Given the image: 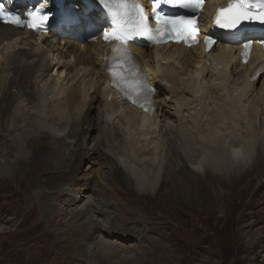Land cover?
Wrapping results in <instances>:
<instances>
[{
    "label": "bare ground",
    "instance_id": "6f19581e",
    "mask_svg": "<svg viewBox=\"0 0 264 264\" xmlns=\"http://www.w3.org/2000/svg\"><path fill=\"white\" fill-rule=\"evenodd\" d=\"M103 52L100 43L83 45L71 43L67 38L41 40L0 25V158L3 160L0 176L8 177L20 170L31 152L49 166V154L57 153V163L62 162V166L41 173L42 182L47 189H55L71 176L70 189L85 182L79 186L80 191L76 190L78 197L59 192V198L73 207L78 200L89 201L84 205L82 200L81 205L86 208L76 210V217L90 216L82 223L83 229L89 230V221L96 212L103 214L94 208L102 192L99 190L98 196L92 189L104 190L101 181L108 188H115L126 179L132 183L130 194L134 190L139 194L154 193L160 185L163 166L170 162L168 149L173 153L172 161L185 162L187 168L184 172L171 171L173 185H180V177L188 173L192 175L190 178H198L207 172L206 182H195L189 192L191 197L196 195L199 199L214 196L210 187L215 184L218 187L221 178L224 184L235 179L242 182L245 179L241 175L236 178V174L243 171L244 176H249V171L255 169L253 155L264 156V77H252L256 69L252 61L246 66L232 65L234 53L226 46H220L207 57L195 49L174 48L160 55L154 50L139 51L140 65L153 88L154 102L152 113L143 114L140 108L122 102L112 91L106 67L101 64ZM210 58L213 66L205 64ZM52 69L56 76L50 75ZM94 109L98 116L96 125L90 117ZM88 128L96 129L97 146L87 153L82 145L87 141ZM168 132L171 140L165 139L170 135ZM45 134L47 138L43 141ZM60 141L65 143L59 144ZM67 143L74 145L75 157L62 153L61 147ZM142 146L150 148L142 150ZM143 154L148 157L142 158ZM106 162L108 172L114 176L110 183L105 181V172L97 167ZM82 164L88 166L86 175L93 172L89 180L78 177ZM94 167L95 171H90ZM259 172L260 169L256 176ZM180 189L184 194L185 188ZM106 205L108 210L115 211V207ZM114 225L112 222L110 232L118 231ZM92 230L93 236L100 233L97 225H92ZM123 233L143 235L138 226ZM95 244L96 253L104 254L108 250L100 243ZM83 247L84 254H90V248ZM113 254H109L110 258Z\"/></svg>",
    "mask_w": 264,
    "mask_h": 264
},
{
    "label": "rangeland",
    "instance_id": "374dc122",
    "mask_svg": "<svg viewBox=\"0 0 264 264\" xmlns=\"http://www.w3.org/2000/svg\"><path fill=\"white\" fill-rule=\"evenodd\" d=\"M55 72L52 69L50 75L56 76ZM90 117L98 124L97 109L92 110ZM168 133L170 135L165 139L171 140L172 135ZM96 134V129L90 131L88 128L87 141L82 145L87 153L97 146ZM161 134L163 137L164 133ZM46 138L45 134L41 139ZM172 141H176L175 137ZM69 145H63L61 151L75 157L76 149ZM167 151L170 162L160 164L164 166L159 174L160 185L154 193L139 194L134 190L130 194L132 183L122 178L120 181L122 179L124 183L115 184V188H108L101 181L100 187L104 190L92 189L98 196L99 190L102 192L94 208L103 214L96 212L94 218L88 220L89 230H84L82 223L90 216L76 217V210L86 208L81 205L82 200L84 205L89 201L78 200L73 207L59 198V192L78 197L77 193L82 189L79 186L85 182L70 189L71 176L55 189H47L41 173L58 170L62 162L57 163V153H50L49 166V163L38 161L31 152L20 170L8 177L0 176V264H264V156L253 155V163H261L258 166L252 164L255 169L249 171V176H244L243 171L236 174V178L241 175L245 179L242 182L235 179L224 184L221 178L218 187L216 184L210 187L214 196L199 199L196 195L191 197L189 192L195 182H206L207 172L198 178H190L192 175L188 173L187 178L180 177V185H173L171 171L184 172L187 168L185 162H173L170 156L173 153ZM145 155L142 158L148 157ZM0 161L3 160L0 158ZM83 164L79 165L78 177L89 180L93 172L86 175L88 166ZM97 167L105 172L107 183L110 178L114 179L113 173L107 170V162ZM259 169V176H256ZM90 171H95V167ZM181 187L185 188L184 194L180 193ZM105 204L115 207V211L108 210ZM92 205L90 203V207ZM112 222L118 231L110 232ZM92 225L99 226L97 231L100 233L93 236ZM135 226L141 228L143 235L123 233ZM96 242L108 248L106 253L93 251ZM83 246L90 248L88 256L84 254ZM112 252L113 258H110Z\"/></svg>",
    "mask_w": 264,
    "mask_h": 264
},
{
    "label": "snow or ice",
    "instance_id": "6c2138e0",
    "mask_svg": "<svg viewBox=\"0 0 264 264\" xmlns=\"http://www.w3.org/2000/svg\"><path fill=\"white\" fill-rule=\"evenodd\" d=\"M166 2L173 6L190 9L195 12L201 7L202 0H166ZM118 7L125 9V16L127 19L124 23H127L132 29V31L127 32H114L113 39L119 41L121 45H123L128 39H131L133 35L143 36L146 32L152 31L146 23L147 17L144 15L143 9L138 3H120ZM253 9H256V11H253ZM40 13L41 9L39 8L34 11H26L24 16L27 17V21H25L19 14L7 11L5 6L0 4V20L17 26L26 24L30 29H35L39 24L48 20V15H42ZM179 19L180 22L185 25V27L180 30V34L194 37L195 33L198 31L195 27V20L192 18L185 19L184 17H180ZM245 20H258L261 23H264V0H259V4L246 3L245 0H230L226 7H222L218 10L215 16V23L221 28L234 29ZM157 23H159V18L157 19ZM166 24H172L175 26L177 21L175 19L166 20ZM118 25L122 29V24H120L119 20ZM156 31L158 32L159 29ZM105 38L107 39V37ZM151 38L154 37H150V39ZM205 42L211 43L207 38ZM262 43H264V41H262ZM244 47L246 49L249 48V44L245 43Z\"/></svg>",
    "mask_w": 264,
    "mask_h": 264
}]
</instances>
